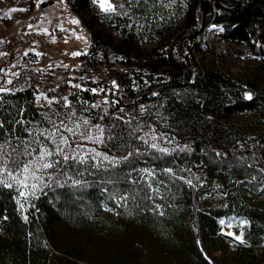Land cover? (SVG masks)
I'll use <instances>...</instances> for the list:
<instances>
[{
  "label": "trees",
  "instance_id": "trees-1",
  "mask_svg": "<svg viewBox=\"0 0 264 264\" xmlns=\"http://www.w3.org/2000/svg\"><path fill=\"white\" fill-rule=\"evenodd\" d=\"M66 1L89 36L84 30V56L67 78L78 87L47 79L34 51H27L11 83L0 77L7 90L0 92V142L10 140L14 157L30 159L23 154L33 139L28 131L50 128L46 117L58 119L54 113L66 122L87 119L95 137L98 125L103 142L70 138L65 154L83 160L52 157L61 163L43 170L44 186L26 193L27 200L15 188L0 187V264H264V63L244 81L192 53L197 48L221 57L201 40L215 24L222 40L252 45L263 55L264 0L238 6L234 0H176L172 10L167 0H137L131 15L139 29H129L119 15L90 14L89 0ZM106 27L119 31V42L108 38ZM150 29L158 35L174 29L172 49L153 47L149 58L143 55L135 42ZM114 56L130 74L110 67L103 75ZM138 70L151 84L126 94L123 77H137ZM110 80L123 107L117 115L96 105L104 90H92ZM240 114L252 115L248 125L228 122ZM219 194L227 199L210 203ZM231 216L248 222L247 242L221 235L218 220Z\"/></svg>",
  "mask_w": 264,
  "mask_h": 264
},
{
  "label": "rangeland",
  "instance_id": "rangeland-1",
  "mask_svg": "<svg viewBox=\"0 0 264 264\" xmlns=\"http://www.w3.org/2000/svg\"><path fill=\"white\" fill-rule=\"evenodd\" d=\"M115 8L113 12H102L97 8L93 0H89L90 14H108L119 15L129 20L128 28H141V24L136 21L135 17L131 15L133 4L137 0H111ZM176 0H167L165 3L169 6L170 10L173 9ZM51 3V4H49ZM46 4V6H43ZM16 9V11H11ZM78 23H72V21ZM214 26L218 30L213 31L209 28ZM78 17L72 12L69 3L66 0H0V77L3 81L8 82L16 78L20 72L21 57L27 51H34L35 59L34 64L42 69L44 76L50 78H63L68 81L69 86H77V82L67 79L72 75V70L79 66L84 56L83 37L84 28H81ZM259 31L264 34V23L259 25ZM87 33V31L85 30ZM74 38L80 43L74 44ZM76 33V34H75ZM105 34L111 39L113 43L120 41L119 31H113L112 28L106 27ZM213 34V35H212ZM223 30L215 24H210L206 27L202 34L201 40L207 42L213 47L214 52L221 57L211 58V56L198 50L197 48L192 51L195 59L200 62L206 58V62L218 68L220 71L231 75L234 78L241 80H250L252 76L259 71V65L264 63V54L257 55L253 46L229 44L221 39ZM175 33L174 29L168 31L163 35H158L149 30V34L144 38L135 42L139 45V49L147 58L151 56V48L164 46L167 51H170L173 46V39ZM87 37L88 33H87ZM86 37H84V42ZM59 41V44H58ZM63 44L62 46L60 44ZM58 44V45H57ZM257 48V45L255 46ZM80 53V55H74ZM45 55L52 59L51 63L38 64L37 57ZM110 67L117 68L120 72L129 73V69L120 61L118 56L110 59V62L105 66L103 75L106 76L107 70ZM137 77L124 76L125 93L140 92L149 88L151 79L147 76L145 71L138 70ZM160 73H154L153 76L160 77ZM94 81L101 82L103 78L101 75L92 73ZM93 91L104 90L105 95L100 98L96 105L104 110H110L113 115H117L123 109L119 105L117 98V85L115 80H110L108 86L99 85L92 88ZM156 94L153 92L149 95ZM41 100V99H40ZM252 119L250 114H240L228 117V122L233 123L239 127H244L249 124ZM95 138V136L93 135ZM157 140L165 141L158 135L154 134ZM162 139V140H161ZM168 141V140H167ZM87 143H94V141L87 140ZM25 199V198H23ZM227 199V194H219L218 197L210 200V203L220 204ZM27 200V199H25ZM108 215L114 216L113 212L108 208L105 209ZM220 225V233L222 236L230 240L245 243L247 239L244 237V229L248 222L244 218H236L231 216L227 219L221 218L218 220ZM239 237L240 239H237ZM207 250L210 251L207 242L203 241ZM228 247L227 255L231 252L230 244ZM213 256L220 257L221 252L213 253ZM8 264V263H3Z\"/></svg>",
  "mask_w": 264,
  "mask_h": 264
},
{
  "label": "snow or ice",
  "instance_id": "snow-or-ice-1",
  "mask_svg": "<svg viewBox=\"0 0 264 264\" xmlns=\"http://www.w3.org/2000/svg\"><path fill=\"white\" fill-rule=\"evenodd\" d=\"M94 3L98 4V7L102 12L108 13L115 11L112 3L108 0H93ZM11 11H16L12 9ZM72 23H78V21L73 20ZM74 55H80V53H74ZM11 83V80L8 81ZM78 87V86H77ZM7 91L6 89L0 88V92ZM251 99L249 95L247 97ZM51 103V102H50ZM70 105L65 104V107ZM58 119H53L52 117H46L48 123L51 125L50 128L43 127L40 128L37 132L28 131V135L32 136L33 139L30 142H25V147L23 154L30 159L21 160L13 156V153L16 152L15 148H12L9 151L11 146V141L0 142V187L4 188H15L19 193L20 197L27 199V194L35 195L38 187L44 186L42 184L43 180V170L52 169L56 165L61 163V160L51 159L54 156L62 157L64 162L68 160H78L82 161L83 157L69 156L65 154V149L71 148L72 143L70 138L79 136L82 140H91L94 142H103V129L99 126H94L98 129L100 135L95 138L90 134L91 129L87 126L89 121L84 119L82 121H73L69 118L66 122L65 118L61 117V114L54 113ZM75 112L70 114V117H75ZM18 124H22L23 121H16ZM71 125V126H70ZM3 122H0V128H3ZM84 129L81 131V129ZM67 133V135H65ZM42 137L43 140L37 138ZM155 139V137H153ZM46 142V143H45ZM32 144H36L37 147H31ZM51 145V147H49ZM155 147V145H153ZM79 148V144H77ZM99 155V154H97ZM38 173H40L38 175ZM75 184H78L79 181H74ZM20 202L19 200L17 201ZM21 207L23 205L21 204ZM240 239L239 237H236Z\"/></svg>",
  "mask_w": 264,
  "mask_h": 264
},
{
  "label": "built area",
  "instance_id": "built-area-1",
  "mask_svg": "<svg viewBox=\"0 0 264 264\" xmlns=\"http://www.w3.org/2000/svg\"><path fill=\"white\" fill-rule=\"evenodd\" d=\"M52 62V59L48 56H45V55H39L37 57V63L38 64H48V63H51ZM35 102L37 104H41L42 103V100L40 99H36Z\"/></svg>",
  "mask_w": 264,
  "mask_h": 264
},
{
  "label": "bare ground",
  "instance_id": "bare-ground-1",
  "mask_svg": "<svg viewBox=\"0 0 264 264\" xmlns=\"http://www.w3.org/2000/svg\"><path fill=\"white\" fill-rule=\"evenodd\" d=\"M108 2L112 3L111 0H108ZM94 4H95V6H96L97 8H99L97 3H94ZM112 5H113V4H112ZM99 9H100V8H99ZM214 29H215V30H218V29L215 28L214 26H211V27L209 28L208 32H210V30H212V31H213L212 33L214 34V33H215V32H214V31H215ZM213 34H212V35H213Z\"/></svg>",
  "mask_w": 264,
  "mask_h": 264
},
{
  "label": "water",
  "instance_id": "water-1",
  "mask_svg": "<svg viewBox=\"0 0 264 264\" xmlns=\"http://www.w3.org/2000/svg\"><path fill=\"white\" fill-rule=\"evenodd\" d=\"M234 1H236L237 6H238L241 0H234ZM49 4H51V3H49ZM43 6H46V4H43ZM220 29L222 30V28H220Z\"/></svg>",
  "mask_w": 264,
  "mask_h": 264
}]
</instances>
